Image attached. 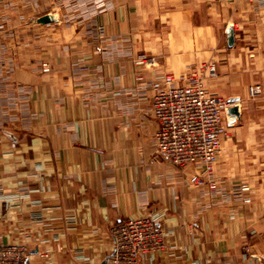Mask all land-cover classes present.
<instances>
[{"label":"crops","instance_id":"1","mask_svg":"<svg viewBox=\"0 0 264 264\" xmlns=\"http://www.w3.org/2000/svg\"><path fill=\"white\" fill-rule=\"evenodd\" d=\"M206 24L240 25L214 85L248 94L264 0H0V238L27 264H105L112 226L143 215L166 244L138 264H264V200H233L223 162L211 189L154 151L152 84L199 68Z\"/></svg>","mask_w":264,"mask_h":264},{"label":"built area","instance_id":"2","mask_svg":"<svg viewBox=\"0 0 264 264\" xmlns=\"http://www.w3.org/2000/svg\"><path fill=\"white\" fill-rule=\"evenodd\" d=\"M145 56L139 62H147ZM210 76H217L216 67L208 68ZM153 114L159 128L154 136V151L158 158L180 168L189 169L193 165H202L212 172L213 164L220 152L221 137L225 131L224 113L232 103L216 94L210 93L203 82L195 77L180 76L176 80L172 74H166L152 84ZM260 90L252 89V93ZM196 186H203L206 180L200 174L190 176ZM216 189V182L209 184ZM249 186L239 189L243 200L247 197ZM112 252L106 258V264H137L146 253L159 250L164 237L160 225L149 216H140L122 220L112 227ZM26 250L16 245H6L0 241V264H26ZM16 260V263H15Z\"/></svg>","mask_w":264,"mask_h":264},{"label":"rangeland","instance_id":"3","mask_svg":"<svg viewBox=\"0 0 264 264\" xmlns=\"http://www.w3.org/2000/svg\"><path fill=\"white\" fill-rule=\"evenodd\" d=\"M255 25L256 26L252 28L255 31L253 32V37L256 35V37L264 38V29L261 30V26L263 24ZM236 27L239 29V31H242L240 25L238 24H216L215 26L213 24H206V45L202 46L204 47V50H202L203 55L202 60L200 59L201 62L199 64V68L193 67L190 71L185 72V74L177 75L172 72L166 74L174 75L176 80L182 75L186 77L195 76L203 82L204 86L210 93L216 94L226 101L232 103L231 106L237 105L238 102L243 100L244 104L241 111V118L238 116L229 115L228 111L224 113L225 131L221 137L218 159L212 166V172H208L205 168L206 175H200L205 178L208 187L212 182H216V184L219 185V182L216 179H209L207 177L209 174H214L215 166L219 164V161L223 162L224 170L225 168L227 169L225 172L228 174L230 173L229 176H232L236 180V182L230 187L232 199L241 202L242 204H251L254 201V196L259 198L261 201L264 200V43L261 48L256 44H248L249 49L247 51L243 50V52L245 51L244 53L248 55V58L250 59L249 65L251 70L248 73L249 75L252 72L254 73V75L250 77L251 84L248 87V94H242L239 96L236 95L235 97L229 98L224 93L216 90L214 85L221 80L220 76L223 71L228 72L231 70L229 65L230 48L227 37L230 31H233V28L235 29ZM172 31H174V29H172ZM4 35L9 37L8 32L6 34L4 29H0V36L3 37ZM2 47L9 48V44H4ZM197 48L198 46L193 45L190 46L189 49L195 52ZM143 56L148 58L147 62H139ZM192 57L194 56L191 55V58ZM152 58L153 57L142 53L139 56L137 63H149L153 60ZM197 61L198 60H195V62L192 63H196ZM198 63L199 62L196 64ZM5 64L3 62V65ZM6 65L9 66L8 64ZM46 65V67H49V64L46 63ZM213 65L216 67L218 73L217 76L214 77L208 74V68ZM253 68H255V70ZM252 89H259L260 92L253 94ZM13 146H16V143H13ZM244 185L249 186V191L247 194V197L250 198L249 202H245L243 200V193L239 194V189ZM0 241L6 245H16L21 249L24 248L27 252L24 255L28 257L26 264L28 263L30 260V254L26 245L15 242L6 243L1 238ZM165 244L166 243L164 240L163 245L159 248V250L153 251L151 253H158L162 251L165 247ZM46 255L47 254L45 253L42 256ZM12 264H14V261H12Z\"/></svg>","mask_w":264,"mask_h":264},{"label":"water","instance_id":"4","mask_svg":"<svg viewBox=\"0 0 264 264\" xmlns=\"http://www.w3.org/2000/svg\"><path fill=\"white\" fill-rule=\"evenodd\" d=\"M51 17L49 15H45L43 17L40 18V22L42 23H47L49 21H51ZM229 45H233V42H234V32L231 30L230 31V35H229ZM233 102V100H232ZM228 112L230 115H233V116H240V110H239V106L238 105H233L231 106L229 109H228Z\"/></svg>","mask_w":264,"mask_h":264}]
</instances>
